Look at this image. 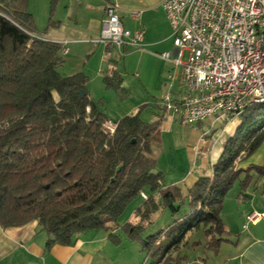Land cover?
Returning a JSON list of instances; mask_svg holds the SVG:
<instances>
[{
	"label": "trees",
	"instance_id": "16d2710c",
	"mask_svg": "<svg viewBox=\"0 0 264 264\" xmlns=\"http://www.w3.org/2000/svg\"><path fill=\"white\" fill-rule=\"evenodd\" d=\"M28 1L0 0V227L37 220L46 250L70 245L91 230L109 231V239L117 241L113 230L122 228L140 243L148 264H180L188 232L202 227L204 238L192 245L217 252L226 240L221 218L226 193L236 180L244 190L251 171L264 175V164L237 167L264 141V104L239 115L210 175L198 176L189 187L164 185L151 144L159 121L145 122L138 112L111 121L113 132L107 129L110 119L100 101L88 96V77L58 71L62 45L36 33ZM58 2L48 0V24ZM102 81L120 88L122 77L110 68ZM137 197L142 199L133 212L137 223L114 227ZM180 202L188 206L184 213L142 238L155 212L167 208L174 215Z\"/></svg>",
	"mask_w": 264,
	"mask_h": 264
},
{
	"label": "crops",
	"instance_id": "0c3cea01",
	"mask_svg": "<svg viewBox=\"0 0 264 264\" xmlns=\"http://www.w3.org/2000/svg\"><path fill=\"white\" fill-rule=\"evenodd\" d=\"M112 1L115 0H59L52 18L53 23L48 24L47 21L43 28V35L37 31L36 33L59 43L64 40L68 41V51L63 54L68 57L72 51L79 48V46H75L76 44L91 43L88 40L98 37L104 7L107 2ZM116 1L120 5L119 14L124 27L133 30L141 26L144 29L143 48L138 50L127 46L123 55L124 59L133 53H140L139 62L144 56L155 59L158 64L153 88L161 90L163 84H166V75L170 64L159 54L173 51L171 29L161 5L162 0ZM29 4L30 0L28 1V10ZM47 7L49 12L48 0ZM131 10H138L140 13L137 17H132ZM30 12L35 21L33 11ZM159 13L161 18L157 17ZM59 28L62 29L61 32ZM91 44L97 47L91 56L96 59V66L92 71L84 67L83 71L79 72H83L88 77L86 88L88 96L93 98L89 89L92 75L101 77L102 81L104 70L110 69L112 63H115L113 53H116V49L111 44ZM176 90L177 88L174 91ZM232 117L235 116L207 119L209 130L203 131L198 144L199 146L202 144L201 139L204 137H208V141L201 148L200 160L195 163L194 170L182 177L181 181L185 187L191 186L198 176L211 174V166L222 151V144L218 148L219 151L214 149L216 144L221 143L222 133L226 137L232 135L240 123V120L234 122ZM216 123H220L218 125L221 129L219 135L213 138L217 130L214 128ZM263 164L264 141L249 156L240 160L237 167L246 168L249 165ZM250 175L251 178L246 188L240 189L239 195L236 197V204L229 208L224 207L221 211L222 221L227 232L226 240L220 244L218 251L206 250L202 246L194 248L195 252L189 257L186 256L187 262L184 264H264V219L255 224H249L247 228L242 227L246 222L247 214L253 211H264V175H259L255 171H251ZM115 231L114 229L113 232L115 233ZM109 233L104 230H91L78 234L70 245L54 244L46 250V233L37 220H31L18 227H0V264H108L104 253L111 250L112 247L108 237ZM183 262L181 261L180 264Z\"/></svg>",
	"mask_w": 264,
	"mask_h": 264
},
{
	"label": "built area",
	"instance_id": "2783aa9c",
	"mask_svg": "<svg viewBox=\"0 0 264 264\" xmlns=\"http://www.w3.org/2000/svg\"><path fill=\"white\" fill-rule=\"evenodd\" d=\"M161 5L173 41V51L159 54L170 64L168 89L161 99L165 113L189 125L239 117L248 106L264 104V0H162ZM119 12L116 0L107 2L99 35L88 41L111 44L123 56L127 46L143 48L144 29L125 28ZM139 13L130 11L132 17ZM67 43H60L63 54ZM106 127L113 132L115 126L108 121ZM245 218L243 228L264 219V211Z\"/></svg>",
	"mask_w": 264,
	"mask_h": 264
},
{
	"label": "rangeland",
	"instance_id": "374dc122",
	"mask_svg": "<svg viewBox=\"0 0 264 264\" xmlns=\"http://www.w3.org/2000/svg\"><path fill=\"white\" fill-rule=\"evenodd\" d=\"M29 10L33 11L35 15L37 33L43 35V28H45L49 16L47 0H30ZM158 10L160 12V9ZM157 17L161 18L160 13L157 14ZM61 31L62 29H60ZM75 46H79V48L72 51L68 57L63 55L64 61L58 67V71L63 75H71L83 71L84 67L92 71L96 66V59L91 58L97 48L96 45L79 43ZM133 54L128 55L129 57L124 59V56L119 55L117 51L113 53L115 63H112L111 68L117 69L122 77L120 88H107L102 83L101 77L92 75L89 84V89L93 96L92 99L100 101V110L110 121H117L124 115H133L138 112L140 118L145 122L158 120V129L151 140L152 151L156 157V169L161 171L164 185L175 184L185 187L181 179L194 170L195 163L200 160L201 148L208 141V137H204L201 139L202 144L200 146L198 144L203 131L209 130L208 120L183 125L176 115H172L170 112L165 113L161 99L168 89V79H166V84H163L161 90H155L153 82L156 77L157 61L144 56L139 62L138 56L140 53ZM185 58L186 54H184L182 60H185ZM176 88L177 82L175 81L172 90L174 91ZM55 96L57 97L56 94ZM232 119L236 122L239 117L235 116ZM218 124L220 123H216L214 126L217 130L213 138L219 135L221 128ZM222 135V141L216 144L215 151H219L218 148L221 144L223 148V143L228 137L224 133ZM224 138L225 140L223 141ZM243 175L241 174L240 178ZM239 191V180H236L225 195L222 210L224 207L229 208L236 204L235 200L239 195ZM141 203L142 199L140 197L133 199L125 207L113 226L116 227V225H121L128 221L132 224L137 223L138 219L135 218L133 212ZM187 208L186 202H180L179 211L174 215L167 208L159 209L153 214L151 223L146 225L141 233L142 238L165 229ZM115 230V238L118 240L109 239L112 243L111 250H107L104 253L108 264H148L149 257L142 250L140 243L126 235L122 228ZM201 238H204L202 227L188 232L185 238L188 244L181 247L180 255L189 257L190 254L195 252L194 248L198 247L193 246L192 243ZM174 254L172 253V255ZM183 261V264L187 262L186 259Z\"/></svg>",
	"mask_w": 264,
	"mask_h": 264
},
{
	"label": "water",
	"instance_id": "95a60500",
	"mask_svg": "<svg viewBox=\"0 0 264 264\" xmlns=\"http://www.w3.org/2000/svg\"><path fill=\"white\" fill-rule=\"evenodd\" d=\"M80 96H84L85 95V91L83 89L79 90Z\"/></svg>",
	"mask_w": 264,
	"mask_h": 264
}]
</instances>
